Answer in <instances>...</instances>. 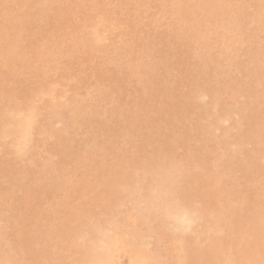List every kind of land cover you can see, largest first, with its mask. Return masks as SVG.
Here are the masks:
<instances>
[{
	"label": "bare ground",
	"instance_id": "6f19581e",
	"mask_svg": "<svg viewBox=\"0 0 264 264\" xmlns=\"http://www.w3.org/2000/svg\"><path fill=\"white\" fill-rule=\"evenodd\" d=\"M0 264H264V0H0Z\"/></svg>",
	"mask_w": 264,
	"mask_h": 264
}]
</instances>
